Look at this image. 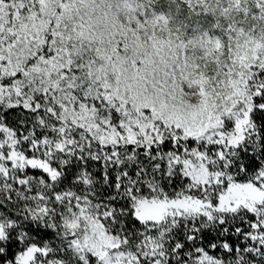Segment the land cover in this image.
Segmentation results:
<instances>
[{"label":"snow or ice","instance_id":"1","mask_svg":"<svg viewBox=\"0 0 264 264\" xmlns=\"http://www.w3.org/2000/svg\"><path fill=\"white\" fill-rule=\"evenodd\" d=\"M175 2L0 0V264H264V0Z\"/></svg>","mask_w":264,"mask_h":264},{"label":"trees","instance_id":"2","mask_svg":"<svg viewBox=\"0 0 264 264\" xmlns=\"http://www.w3.org/2000/svg\"><path fill=\"white\" fill-rule=\"evenodd\" d=\"M167 5V4H164ZM170 12L171 16L169 17V20L171 21L172 27H179L180 25H187L189 28H194L196 25L194 23L195 18H189L186 11H181L178 13L172 6H170ZM185 32V35L188 37L198 36L199 33H193L191 31H186L184 29H181Z\"/></svg>","mask_w":264,"mask_h":264},{"label":"rangeland","instance_id":"3","mask_svg":"<svg viewBox=\"0 0 264 264\" xmlns=\"http://www.w3.org/2000/svg\"><path fill=\"white\" fill-rule=\"evenodd\" d=\"M156 2L160 3V4H167L169 5V0H156ZM171 6L178 12L180 13V9H181V5L176 3L175 0H172V4Z\"/></svg>","mask_w":264,"mask_h":264}]
</instances>
